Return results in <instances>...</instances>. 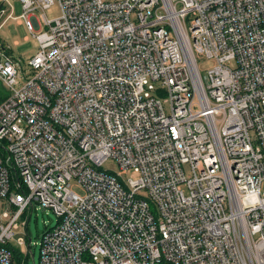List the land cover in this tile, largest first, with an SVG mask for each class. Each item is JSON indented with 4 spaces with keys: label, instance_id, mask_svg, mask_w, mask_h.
<instances>
[{
    "label": "built area",
    "instance_id": "1",
    "mask_svg": "<svg viewBox=\"0 0 264 264\" xmlns=\"http://www.w3.org/2000/svg\"><path fill=\"white\" fill-rule=\"evenodd\" d=\"M9 19L37 51L0 41V264L36 206L38 264H264V0H0Z\"/></svg>",
    "mask_w": 264,
    "mask_h": 264
},
{
    "label": "rangeland",
    "instance_id": "2",
    "mask_svg": "<svg viewBox=\"0 0 264 264\" xmlns=\"http://www.w3.org/2000/svg\"><path fill=\"white\" fill-rule=\"evenodd\" d=\"M12 6L14 7V15L17 16L21 13V5L20 2H12ZM40 17V15L38 14ZM45 16L48 20H54L60 16V9L57 4L52 6L45 12ZM191 26V18H188L186 21V28ZM28 37V42L24 41V37ZM0 38L14 51L15 57L22 60V64L25 63L27 59L34 56L37 51V43L35 39L31 37L29 32L25 29V27L18 26L15 23L8 22L0 29ZM18 41L20 43L21 48L17 49L13 46V42ZM23 52V53H22ZM198 68L202 76H206L207 72L214 68L215 63L212 60L205 59L203 57H197ZM230 66L233 67V64L230 63ZM27 65L25 64L22 67L23 72L27 71ZM3 87V86H2ZM4 89V88H3ZM5 90V89H4ZM6 91V90H5ZM7 93V92H6ZM100 170L108 172H114L115 174H120L118 180L120 182H126L129 179H136V175L132 171L119 172L116 164L112 160H108L103 163V166ZM71 190L79 196H83V191L76 186L74 181L71 183ZM261 191L264 192V182L261 185ZM2 203L0 202V213L2 211ZM5 207V204L3 203ZM36 210H34L30 215L29 212L23 216L24 221L28 218V222L25 226H21L18 235L22 236L26 244L30 241V253L28 252L27 245L20 246L19 250V259L18 263L14 260L15 264H38L39 260V244L41 240L42 234L50 228H53L56 224L55 215L47 210L38 208L36 206ZM21 225V222H19ZM14 242H12L13 244Z\"/></svg>",
    "mask_w": 264,
    "mask_h": 264
},
{
    "label": "crops",
    "instance_id": "3",
    "mask_svg": "<svg viewBox=\"0 0 264 264\" xmlns=\"http://www.w3.org/2000/svg\"><path fill=\"white\" fill-rule=\"evenodd\" d=\"M13 11H14V7H13ZM13 15H14V14H13ZM19 15H20V14H19ZM19 15H17V16L14 15V17L17 18ZM8 22H12V23H15V24L18 25V26H22V23H21L20 21L9 19V20H7V21L1 26V28L4 27V25H5L6 23H8ZM1 28H0V29H1ZM0 41H1L2 45H4L5 47H8V48H9V51L11 52V54L15 56L13 49H11V48H10V47H9V46H8V45H7L2 39H1V38H0ZM24 41H25L26 43L28 42V37H27V36L24 37ZM13 46H14L15 48H17V49L21 48L20 43H19L18 41H14V42H13ZM22 53H23V52H22Z\"/></svg>",
    "mask_w": 264,
    "mask_h": 264
},
{
    "label": "trees",
    "instance_id": "4",
    "mask_svg": "<svg viewBox=\"0 0 264 264\" xmlns=\"http://www.w3.org/2000/svg\"><path fill=\"white\" fill-rule=\"evenodd\" d=\"M7 97V93L6 91L3 89L1 83H0V103L5 100V98ZM22 192V190H21ZM25 192V190H24ZM12 253L13 256V261L15 260L18 263V259H19V250L15 249V247H8Z\"/></svg>",
    "mask_w": 264,
    "mask_h": 264
}]
</instances>
